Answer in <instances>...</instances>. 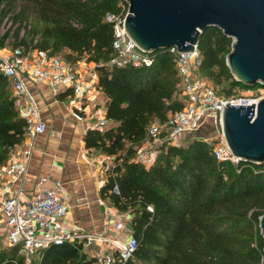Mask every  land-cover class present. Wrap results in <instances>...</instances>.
Wrapping results in <instances>:
<instances>
[{"label": "trees", "instance_id": "16d2710c", "mask_svg": "<svg viewBox=\"0 0 264 264\" xmlns=\"http://www.w3.org/2000/svg\"><path fill=\"white\" fill-rule=\"evenodd\" d=\"M121 10L120 0H0V48L43 50L72 64L95 65L106 124L102 130L88 128L83 140L87 149L110 158L100 196L130 215L136 239L131 255L122 259L115 252L113 264H264L258 225L264 214V163L219 160L214 142L199 138L164 144L148 167L134 159L151 123L183 109L186 95L167 49L154 52L150 65L110 62L114 28L106 15ZM231 44L217 27L204 30L198 42V71L217 84L227 82L226 98L234 88L247 87L226 64ZM25 133L11 81L0 73V166ZM84 244L80 238L51 242L28 259L20 245L4 244L0 237V264H95Z\"/></svg>", "mask_w": 264, "mask_h": 264}, {"label": "built area", "instance_id": "2783aa9c", "mask_svg": "<svg viewBox=\"0 0 264 264\" xmlns=\"http://www.w3.org/2000/svg\"><path fill=\"white\" fill-rule=\"evenodd\" d=\"M120 4L122 10L118 14L106 15V20L112 22L114 28L115 54L110 62L118 66L150 65L153 53L140 50L128 36L124 26L128 3L120 0ZM2 49L0 73L11 81L15 106L26 122V143L2 168L6 184L0 188V235L4 244L20 245V251L28 256L51 242L61 243L81 236L66 229L62 223L68 207L61 195L63 186L60 180H55L53 187H47L48 177H36L37 188L33 197L25 198L22 185L28 175V163L34 144L37 137L47 130L40 104L28 81L44 80L53 89L69 87L79 101L88 97L90 87L82 81L76 64L63 58L49 55L43 50L24 53L21 47H16L2 53ZM167 50L175 59L186 104L183 109L170 112L166 121L149 126L148 138L137 150L134 159L148 167L155 161L164 144L180 145L183 135L209 125L213 134L201 139L214 142V154L219 160L238 163L239 159L232 154L226 143L222 129V109L228 101L233 104H250L256 103L264 95L251 93L228 98L220 96L196 73L201 62L198 46L192 52H179L176 46H170ZM105 124L106 119L101 118L95 127L102 130ZM104 238L110 243V248L93 254L95 264H113L115 252L122 259H127L136 246V239L132 235L120 240Z\"/></svg>", "mask_w": 264, "mask_h": 264}, {"label": "water", "instance_id": "95a60500", "mask_svg": "<svg viewBox=\"0 0 264 264\" xmlns=\"http://www.w3.org/2000/svg\"><path fill=\"white\" fill-rule=\"evenodd\" d=\"M125 30L143 52L176 46L192 52L201 33L217 27L232 38L226 64L247 87L264 86V0H126ZM226 143L239 161L264 163V96L255 103L226 102L222 109ZM264 236V214L259 217Z\"/></svg>", "mask_w": 264, "mask_h": 264}, {"label": "crops", "instance_id": "0c3cea01", "mask_svg": "<svg viewBox=\"0 0 264 264\" xmlns=\"http://www.w3.org/2000/svg\"><path fill=\"white\" fill-rule=\"evenodd\" d=\"M8 49L5 47L1 52ZM76 68L82 81L90 87L88 97L82 101L69 87L53 89L44 80L28 81L40 104L47 130L35 141L28 163V175L22 187L25 198L30 199L37 188L36 177H48L47 187H53V182L60 180L63 186L61 195L68 207L62 223L70 231L90 236L96 246V250L90 253L93 255L110 248V243L104 237L120 240L131 236L130 215L116 210L100 196V188L105 181L104 166L110 162V158L87 149L83 136L88 128L95 127L99 119H106L105 97L97 84L95 65L79 61ZM68 89L70 94L63 99L58 98ZM25 143L26 139L15 146L8 160L18 154ZM8 160L0 166V188L6 184L2 168ZM0 237L2 239V235ZM84 249L89 253L85 244Z\"/></svg>", "mask_w": 264, "mask_h": 264}, {"label": "rangeland", "instance_id": "374dc122", "mask_svg": "<svg viewBox=\"0 0 264 264\" xmlns=\"http://www.w3.org/2000/svg\"><path fill=\"white\" fill-rule=\"evenodd\" d=\"M196 73L198 75H200L199 71H198V68H197V71ZM201 76V75H200ZM204 78L205 81H207L218 93V95L220 96H223V92H222V89L224 87L228 88L229 85L228 83H223V84H217L215 80H211V79H208L206 77H202ZM257 94L259 96L261 95H264V86H258V87H250V88H247V87H236L233 89V96H236V95H241V94H245V95H250V94ZM231 96V97H233ZM158 123V121H153L151 123V125L153 124H156ZM212 129L210 128L209 125H205L203 126L201 129L193 132V133H189V134H186V135H183L182 138H181V143H184L185 141L187 140H190V139H193V138H203L205 136H209L212 133ZM79 238H82L86 243H85V248L89 251V253H92L93 251L96 250V246H95V243L93 241L90 240V236H87L86 234H82ZM32 254L28 255L27 258L29 259L31 257Z\"/></svg>", "mask_w": 264, "mask_h": 264}]
</instances>
